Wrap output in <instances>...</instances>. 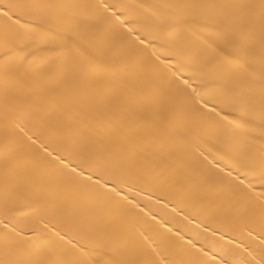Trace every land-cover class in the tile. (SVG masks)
Returning a JSON list of instances; mask_svg holds the SVG:
<instances>
[{
    "label": "snow or ice",
    "instance_id": "obj_1",
    "mask_svg": "<svg viewBox=\"0 0 264 264\" xmlns=\"http://www.w3.org/2000/svg\"><path fill=\"white\" fill-rule=\"evenodd\" d=\"M0 47V264H264V0H0Z\"/></svg>",
    "mask_w": 264,
    "mask_h": 264
},
{
    "label": "bare ground",
    "instance_id": "obj_2",
    "mask_svg": "<svg viewBox=\"0 0 264 264\" xmlns=\"http://www.w3.org/2000/svg\"><path fill=\"white\" fill-rule=\"evenodd\" d=\"M50 2H71V3H84V4H90V3H97L99 0H50ZM110 3H116V2H124V3H162L166 2V0H109ZM195 2L200 3H215V4H238V3H259V0H195ZM4 49L0 47V55H3ZM44 53L40 51H36V57L37 59L43 57ZM256 75H259V63L256 64ZM254 135L259 136V131L257 130ZM260 147V141L257 140L255 142V148L259 149Z\"/></svg>",
    "mask_w": 264,
    "mask_h": 264
}]
</instances>
